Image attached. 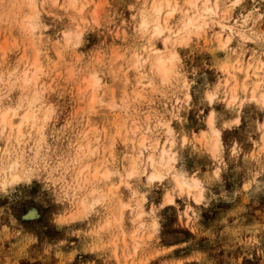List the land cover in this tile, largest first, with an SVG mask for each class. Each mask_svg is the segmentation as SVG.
<instances>
[{"label": "rangeland", "instance_id": "1", "mask_svg": "<svg viewBox=\"0 0 264 264\" xmlns=\"http://www.w3.org/2000/svg\"><path fill=\"white\" fill-rule=\"evenodd\" d=\"M125 2L96 0L100 5L97 13L101 24L82 46L87 47V51L79 55L88 56L97 49H103L107 59H111L115 53L116 56L126 57L125 66H130V50L136 45L129 28L125 26L128 20L125 11L118 7ZM20 3L21 0H4L9 7L0 4V97L12 92L15 98V102L0 99V113L15 108L16 103L23 100L22 115L30 103L45 95L46 88H55L58 118L54 123L61 129L64 123L70 124L61 134V143L63 135H66L73 143L78 139L82 145H87L84 143L102 135L100 130L109 121L122 123L126 119L123 111L117 109L113 112L106 107L108 103L120 104L118 98L110 96L109 79L96 76L100 78L99 83L92 85L91 74L84 75L78 67L74 68V76L70 77L67 71L54 75L46 58L50 55L46 48L39 49L43 55L37 60L29 46L31 37L25 39L18 36L20 26L30 23L25 17L22 19L24 13ZM232 15L234 18L229 21L221 15L220 21L232 28L240 23L242 17L251 15L254 21L248 25L250 31L257 35L259 31H264V21L260 19L264 16V0H244L243 6ZM120 17H124V20H120ZM227 29H221L218 22L182 50L184 76L190 84L194 81L187 94L195 95L191 102L186 100L181 95L182 86L178 83L172 93L180 104L174 105L173 95L166 100L172 106L167 109L169 115L178 118L172 121L174 128L179 125L177 130L189 139L185 150L190 159L186 162V168L189 181L196 178L204 188L203 203H196L197 190L183 189L181 194L174 191L176 186L171 182H155L143 204L137 207L135 200L131 201L135 211L123 212L121 227V223L117 225L114 202L96 203L99 198L101 200V192H107L118 181L75 183L67 192V200L55 199V192L47 187L48 181L44 176H34L31 182L21 176L16 183H12L10 163L20 157L21 167L16 171L17 174L22 172L27 163V150L38 139L35 130L26 124L21 130L24 139L20 144L16 143L15 133H12L11 145L7 140L0 143V189L5 179L10 182L5 190L0 191V264H264V179L259 175L252 176L258 168L257 163L250 159L245 162V157H250L258 149L253 144L250 148H243L239 157L233 158L226 141L233 129L222 127L233 118L226 103L231 98L230 87L238 82L243 89L244 78L248 76L249 86H255L260 75L261 56L251 40L247 46L229 45L231 51L227 54V62L232 65L238 61V67L231 70V75L213 68L209 61L217 65L224 62L219 50L227 41L224 34ZM125 33L128 34L127 43ZM39 35L37 32L36 36ZM26 47L27 55L24 52ZM35 60L37 80L24 85V73H33ZM250 63L252 66L249 68ZM203 65L207 67L202 68ZM240 68L243 72L239 71ZM253 71H257L258 75L254 76ZM204 84L221 85L219 105L223 108H216L221 117L216 122V130L220 132L217 154H214L213 137L205 123L206 108L198 98ZM144 94L151 98L150 91ZM156 110L159 111V108ZM32 111L36 112L37 121H41L44 109L39 103L34 104ZM237 115L243 116L245 127L251 126L253 118L259 119L255 111L241 110ZM59 117H63V123ZM9 119L14 120L11 116ZM85 132H89L88 140L82 135ZM203 132L207 135L202 136ZM251 139L255 141L257 134L252 135ZM103 145L104 141L101 140V152L92 158L93 161L105 158ZM88 162L92 161L85 160V163ZM191 169H195L194 175ZM77 170L79 167L74 171L77 173ZM217 171L220 173L219 179L215 178ZM89 176L90 173L85 171L81 178ZM57 187L53 185V189ZM167 195L173 196V203L166 202ZM31 209L37 211L36 217H27ZM61 217L63 223L58 222ZM109 223L111 227L105 228L104 225Z\"/></svg>", "mask_w": 264, "mask_h": 264}, {"label": "snow or ice", "instance_id": "2", "mask_svg": "<svg viewBox=\"0 0 264 264\" xmlns=\"http://www.w3.org/2000/svg\"><path fill=\"white\" fill-rule=\"evenodd\" d=\"M0 4H4V0H0ZM243 4L244 0H126L118 7L125 11L128 18L125 26L129 28L131 39L136 45L130 50V66L126 67V57L116 56L114 53L111 59H107L103 49H97L88 56L79 55L80 52L87 51V47L82 46L101 24L97 13L100 5L96 0H21L20 7L25 19L30 23L20 26L18 36L25 39L31 37L29 46L35 52L37 60L43 55L39 49L46 48L50 53L46 58L54 75L67 71L71 77L75 75L74 68L78 67L84 75L91 74L92 79L101 75L109 79L110 96L118 98L120 104L108 103L106 107L113 112L120 109L126 119L119 124L114 120L109 121L100 130L102 135L95 140H88L86 146L78 139L73 143L66 135H63L61 143V134L70 124L64 123V128L61 129L54 123L58 118L55 88H46L45 95L30 103L28 110L23 111L22 115L20 113L24 104L21 100L16 103L15 108L0 113V143L7 140L11 145L12 133H15L16 143L20 144L24 139L21 130L26 124L35 130L38 139L27 150V163L22 172L17 174L16 171L21 167L20 157L11 165V182L16 183L21 176L27 182H31L34 176H44L48 181L47 187L55 192V199L67 200V192L75 183L103 184L104 181H118L107 192L102 191L101 200L96 201L114 202L117 225L122 222L119 217L125 210L135 211L132 200H135L137 207L144 203L155 182H171L176 186L174 191L183 194V189L189 186L190 180L186 168V162H189L190 158L185 150L189 139L177 130L179 125L174 128L172 121L178 118L169 115L167 109L172 106L168 105L166 100L169 95H173L174 105L180 104L172 93V89L179 83L182 86L181 95L192 101L195 93L188 95L187 92L189 87L194 86V81L190 84L184 76L182 50L187 49L197 36L203 35L210 27L214 28L221 20V15L226 21L233 19L232 14L238 12ZM4 6L9 7L6 4ZM119 19L124 20V17ZM260 19L264 21V16ZM253 21L254 17L251 15L244 16L238 25L227 29L224 33L227 35V41L219 50L224 62L220 65L212 61L209 63H212L213 68L231 75V70L236 69L238 61L236 64H228L227 54L231 51L229 45L247 46L251 40L259 51L261 61L257 83L255 86H249V78L245 77L243 89L239 87L238 82L232 85V99L226 103L233 118L222 127L233 129L226 137L233 158L239 157L243 148L256 145L258 152L253 151L250 157H245V162L250 159L257 163L258 168L252 176L254 178L259 175L264 179V122H261L264 121V31H259L258 35L252 33L248 25ZM219 26L221 29L225 28L224 23ZM37 32L40 33L38 37ZM127 41L128 34L125 33V43ZM24 52L25 55L28 54L27 47ZM252 59L254 60V57ZM251 66L250 63L248 67ZM201 67L206 68L207 65ZM239 71L243 72V69L240 68ZM146 91H150L151 98L144 94ZM220 95V84H204L198 97L206 108L205 123L213 136L214 154L219 152L220 133L216 131V122L221 117L216 108H223L219 105ZM37 96L40 94L37 93ZM0 99L15 102L12 92ZM36 103L44 109V115L39 122L36 112L32 111ZM241 110L255 111L259 119L253 118L251 126L245 127L243 116L237 115ZM9 116L16 120L11 128ZM59 118L63 123V117ZM91 131L89 128V132ZM254 134H257L255 141L251 139ZM82 135L85 139L88 138V132ZM101 140L104 141L102 151L105 158L93 161L92 158L101 152ZM85 160L92 162L85 163ZM78 167L79 172L76 173L74 170ZM85 171H88L90 176L82 180ZM191 171L194 175L195 169ZM219 175L217 171L215 178L219 179ZM190 182L198 190L196 203H203V186L194 178H191ZM7 184L8 181H5L0 191L5 190ZM53 185L58 187L53 189ZM188 194L191 196L192 193ZM167 202L173 201L169 198ZM58 222L63 223L64 219L61 217ZM104 227H111V224Z\"/></svg>", "mask_w": 264, "mask_h": 264}, {"label": "bare ground", "instance_id": "3", "mask_svg": "<svg viewBox=\"0 0 264 264\" xmlns=\"http://www.w3.org/2000/svg\"><path fill=\"white\" fill-rule=\"evenodd\" d=\"M200 11L202 12L203 11V9L201 8L200 9ZM223 12V11H222ZM25 16H23L22 17V19L24 18ZM21 19V20H22ZM221 19H222V17H221ZM20 20V21H21ZM23 22V21H22ZM220 23H223V21H219V24ZM226 28H231L230 26H227L226 24H225V28L224 29H226ZM222 36V35H221ZM219 40V39H218ZM219 43H220V41H219ZM28 63V62H27ZM33 66L35 67V70L33 71V73L31 74V75H29L28 73H29V71L27 72H25L24 73V76H23V82H24V85H26V84H29V83H33V81H36L37 79H36V74H37V62H36V60L33 62ZM32 66V67H33ZM238 67V66H237ZM24 68H26V67H24ZM248 68V67H247ZM250 68V67H249ZM248 68V69H249ZM28 69H29V67H28ZM38 69H39V67H38ZM248 69L246 70L247 71V74H248ZM22 70V69H21ZM255 70H256V68H255ZM259 70V69H258ZM253 73H254V71H253ZM258 72L256 71V73H254V76H255V74H257ZM258 75V74H257ZM232 78H234L235 79V76L234 75H232ZM248 78H249V76H248ZM256 78V77H255ZM90 79V78H89ZM88 79V80H89ZM100 79V78H99ZM99 79H98V77H96L95 79H92L91 78V84L92 85H97L98 83H99ZM251 79V78H250ZM39 81V80H38ZM236 82V81H235ZM11 83V82H10ZM233 83V82H232ZM22 84V83H21ZM227 84V83H226ZM8 86V85H7ZM226 86V85H225ZM97 86H95V87H92L93 89L94 88H96ZM230 87V86H229ZM244 87V86H243ZM26 88V87H25ZM90 88V87H89ZM231 89H232V87H230ZM30 89V88H29ZM37 89V88H36ZM225 89V88H224ZM231 89H230V92H231ZM242 89V88H241ZM91 90V89H90ZM94 92V91H93ZM95 92H96V89H95ZM230 95V94H229ZM231 96V95H230ZM93 98H95V96L93 97ZM96 99V98H95ZM232 99V97L230 98V100ZM27 100V99H26ZM92 101H94V100H92ZM111 101H114V100H111ZM25 103V102H24ZM99 104V103H98ZM104 104V103H103ZM113 104V103H112ZM11 106V105H10ZM36 108V107H35ZM8 109V108H7ZM7 111V110H6ZM5 112V111H4ZM39 117V116H38ZM16 123V121L15 120H12V119H9V126H10V128H11V125L12 124H15ZM216 131H218V130H216ZM219 132V131H218ZM89 133V132H88ZM204 133V132H203ZM220 133V132H219ZM89 135V134H88ZM84 137V136H83ZM83 137H82V139H83ZM213 137V136H212ZM88 138H89V136H88ZM219 138H220V136H219ZM219 138H218V140H219ZM84 139H85V137H84ZM86 140H88V139H86ZM88 143V142H87ZM87 143H84V144H87ZM82 144V143H81ZM214 145V144H213ZM86 146V145H85ZM213 147H215V146H213ZM2 154V153H1ZM15 162H17V160L16 161H13V163H15ZM13 163H10V165H9V170H10V172H11V174H10V178H11V180H12V177H13V170L11 169V165L13 164ZM20 163V162H19ZM21 164V163H20ZM8 168V167H7ZM78 171V170H77ZM3 172V171H2ZM79 172V171H78ZM77 172V173H78ZM88 174V173H87ZM86 175V174H85ZM9 176V175H8ZM83 177V176H82ZM4 178H7V177H4ZM86 178V177H85ZM82 179V178H81ZM194 179H196V178H194ZM83 180V179H82ZM5 181H7V179H5L4 180V182L3 183H5ZM11 182V181H10ZM9 181H8V183H10ZM113 186V185H112ZM110 188H112L111 186H110ZM185 190L187 189L188 191H192V190H197L192 184H191V182L189 181V186L188 187H186V188H184ZM198 191V190H197ZM94 193V192H93ZM169 194V193H168ZM95 195V194H94ZM196 197H198V195L196 196ZM169 198H171V200L174 202V198H173V196H171V195H167L166 196V202L168 201V199ZM197 199V198H196ZM98 200H100V198L98 199ZM172 202V203H173ZM85 203V202H84ZM87 203V202H86ZM123 214V213H122ZM142 213H140L139 214V216L141 215ZM36 215H37V211L35 210V209H31L30 211H29V214L27 215V217H31V218H33V217H36ZM123 215H121L120 217H119V219L122 221L123 219H124V216L122 217ZM138 216V215H137ZM138 218V217H137ZM142 223V222H141ZM120 225V224H119ZM122 225H123V223H121V227H122ZM141 225V224H140ZM134 236H135V234H134Z\"/></svg>", "mask_w": 264, "mask_h": 264}]
</instances>
